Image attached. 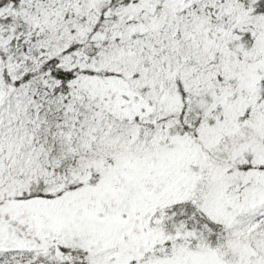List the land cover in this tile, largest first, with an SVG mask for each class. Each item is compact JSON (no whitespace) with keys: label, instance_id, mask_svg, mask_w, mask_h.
Segmentation results:
<instances>
[{"label":"snow or ice","instance_id":"snow-or-ice-1","mask_svg":"<svg viewBox=\"0 0 264 264\" xmlns=\"http://www.w3.org/2000/svg\"><path fill=\"white\" fill-rule=\"evenodd\" d=\"M0 264H264V0H0Z\"/></svg>","mask_w":264,"mask_h":264}]
</instances>
